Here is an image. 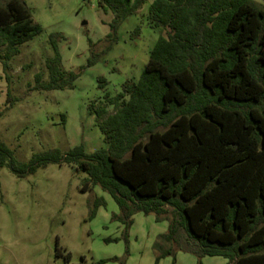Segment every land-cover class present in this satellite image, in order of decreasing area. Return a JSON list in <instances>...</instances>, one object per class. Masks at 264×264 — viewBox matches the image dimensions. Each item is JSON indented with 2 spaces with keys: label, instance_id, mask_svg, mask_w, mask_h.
<instances>
[{
  "label": "trees",
  "instance_id": "16d2710c",
  "mask_svg": "<svg viewBox=\"0 0 264 264\" xmlns=\"http://www.w3.org/2000/svg\"><path fill=\"white\" fill-rule=\"evenodd\" d=\"M146 1L96 0L112 15L101 53ZM146 25L158 37L137 80L89 106L104 147L87 153L80 144L19 162L0 141V166L17 178L48 164L72 166L85 175L81 191L99 187L114 201L118 213L111 220L124 235L137 213L166 221L152 246L154 264L166 257L174 264L177 251L264 264V8L250 0H153ZM41 32L23 0H0L4 73L19 46ZM59 38L48 36L46 79L35 74L34 90H71L80 76L83 67L63 68ZM92 51L86 67L98 61ZM103 205L97 199L89 218Z\"/></svg>",
  "mask_w": 264,
  "mask_h": 264
},
{
  "label": "rangeland",
  "instance_id": "374dc122",
  "mask_svg": "<svg viewBox=\"0 0 264 264\" xmlns=\"http://www.w3.org/2000/svg\"><path fill=\"white\" fill-rule=\"evenodd\" d=\"M23 1L42 32L19 46L7 73L0 64V141L19 162H28L33 154L53 149L65 152L80 144L87 153L104 147L89 106H99L104 94L114 96L124 81L139 77L158 37V31L146 25L153 0L120 25L117 43L105 53H101L103 39L112 15L101 12L96 0ZM250 1L264 8V0ZM50 34L60 37L57 47L63 68L77 72L83 67L71 90L33 89L35 74L46 79L44 61L52 55ZM90 49L98 61L86 67ZM98 78L106 81L102 88ZM107 111L111 113L112 108ZM83 178V173L67 164H48L23 178L0 166V264H154L152 246L166 232L167 222L137 213L124 235L123 225L111 220L118 213L114 201L99 187L81 191ZM97 199L104 205L90 219ZM113 239L117 241L106 242ZM197 261L226 263L222 257L175 253L174 264ZM158 264H172L171 257Z\"/></svg>",
  "mask_w": 264,
  "mask_h": 264
}]
</instances>
